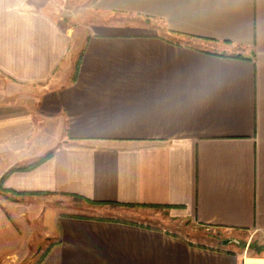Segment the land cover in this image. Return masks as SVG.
Masks as SVG:
<instances>
[{"label": "crops", "instance_id": "0c3cea01", "mask_svg": "<svg viewBox=\"0 0 264 264\" xmlns=\"http://www.w3.org/2000/svg\"><path fill=\"white\" fill-rule=\"evenodd\" d=\"M77 2L0 0V79L19 86L0 90V178L26 167L2 186L170 206L234 236L204 246L134 209L34 213L0 192V264L28 250L30 212L54 237L37 264H264V242L236 238L264 241V0H92L82 37L62 11Z\"/></svg>", "mask_w": 264, "mask_h": 264}, {"label": "rangeland", "instance_id": "374dc122", "mask_svg": "<svg viewBox=\"0 0 264 264\" xmlns=\"http://www.w3.org/2000/svg\"><path fill=\"white\" fill-rule=\"evenodd\" d=\"M92 3V0H78V2L74 5H66L63 13L66 16V19L72 23V28L75 31L76 35L83 36L84 33L89 31L88 22L92 20V13L89 14L88 6ZM71 6V7H70ZM70 7V9H68ZM91 11V10H90ZM121 21L128 22L130 24L135 25H146L151 30L153 28H160L155 20L148 18H140V17H119ZM162 29V28H161ZM163 30V29H162ZM169 32V31H166ZM83 44L80 43V46L73 52V68L74 64L78 57L80 50L82 49ZM1 80V79H0ZM69 78L67 79V81ZM6 80L0 81V90L12 92L15 89H18L19 86H12ZM18 92V91H17ZM0 188L1 193H10L12 198L15 201L24 200L25 202L31 203L32 211L35 213L36 210L40 208L43 210L45 207H41L44 203L47 205H52L55 209L65 210V211H83L89 213H95L98 211H104L105 213L112 212L111 208H117L119 211H124L125 214H128L129 211L133 210L134 213H131L132 216H137L139 219L144 220L147 224H151L154 226H159L164 228L174 234H179L186 238L192 239L194 242L198 244H202L204 246H220L224 245L223 240L229 236L226 230L211 227L208 225H200L196 223L192 218L188 216H178L174 214L173 208L170 206H151V205H137V206H120L113 204H93L90 203L83 198H79L76 195H48L41 193H36L39 195L30 196L27 195L25 197L24 193H19L15 191H8L2 185ZM27 194V193H26ZM31 194V193H28ZM13 195V196H12ZM48 200V201H47ZM28 203V204H29ZM119 212L118 210H115ZM31 213V212H30ZM29 215L26 216V221L32 227V238L29 243L28 250L23 252L22 255L14 262L5 263V264H37L39 260L42 258L43 254L46 251V248L53 240V235L51 233L42 232V218L41 216L36 219H30ZM138 213V214H136ZM35 217V216H34ZM29 225V226H30ZM238 239V246H242L247 243L257 244L263 243V239L255 238L254 235H250L248 231L238 232L236 235Z\"/></svg>", "mask_w": 264, "mask_h": 264}, {"label": "trees", "instance_id": "16d2710c", "mask_svg": "<svg viewBox=\"0 0 264 264\" xmlns=\"http://www.w3.org/2000/svg\"><path fill=\"white\" fill-rule=\"evenodd\" d=\"M78 64H79V59L77 58L76 61H75V64H74V72H73V75H72V80L76 77V74H77V71H78ZM48 155H49V154H48ZM40 160H41V159H40ZM40 160H38L37 162H39ZM37 162H36V163H37ZM24 168H26V167H23V166H16V167H11L10 169H8V170L6 171V173L0 178V188H2V187H1V185H2V181H3L4 177H5L8 173H10L11 171L16 170V169H24ZM15 192H16V191H15ZM30 193H34V192H30ZM76 196H78L79 198H83L84 200H86V201H88V202H90V203H93V204H104V202L93 201V200L87 199V198L82 197V196H79V195H76Z\"/></svg>", "mask_w": 264, "mask_h": 264}, {"label": "water", "instance_id": "95a60500", "mask_svg": "<svg viewBox=\"0 0 264 264\" xmlns=\"http://www.w3.org/2000/svg\"><path fill=\"white\" fill-rule=\"evenodd\" d=\"M228 241H224V243H227Z\"/></svg>", "mask_w": 264, "mask_h": 264}]
</instances>
